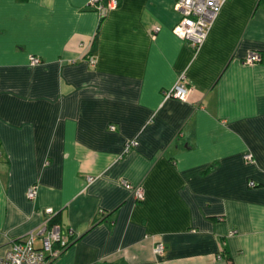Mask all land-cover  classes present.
Segmentation results:
<instances>
[{
	"label": "crops",
	"instance_id": "1",
	"mask_svg": "<svg viewBox=\"0 0 264 264\" xmlns=\"http://www.w3.org/2000/svg\"><path fill=\"white\" fill-rule=\"evenodd\" d=\"M90 1L0 0V258L58 214L48 264H264V1L228 0L199 50L176 0Z\"/></svg>",
	"mask_w": 264,
	"mask_h": 264
},
{
	"label": "built area",
	"instance_id": "2",
	"mask_svg": "<svg viewBox=\"0 0 264 264\" xmlns=\"http://www.w3.org/2000/svg\"><path fill=\"white\" fill-rule=\"evenodd\" d=\"M228 0H176L175 8L180 14L179 22L173 27V32L190 43L195 49L199 50L206 40L209 31L217 19L221 8ZM90 6L93 7L101 19H104L109 11L119 6V0H91ZM160 27H156L155 31H159ZM261 61V55L251 53L247 59V63ZM42 62L38 56L30 57V64L37 65ZM87 62L91 67H96L97 60L93 55L87 56ZM194 92L193 86L188 81L186 73L179 75L176 83L172 88L164 92L165 99L177 98L180 100H188ZM112 129L115 127L112 126ZM136 144L132 141L127 145L129 147ZM1 156V152H0ZM244 159L247 163L254 162V155L246 153ZM95 179L93 176L88 177V181L92 182ZM127 189L132 191L134 198L137 201H142L145 198L143 188L138 185H133L129 182H124ZM250 186H255V182L251 181ZM37 196V187H31L28 191V197L34 199ZM47 216L55 215V210L52 207H47L42 211ZM44 249H38L35 246L37 234L31 233L24 239L12 241L8 252L0 258V264H48L55 260L69 244L70 240L63 235L61 227L58 223L51 224L46 221L40 230L39 234L45 233ZM164 244L158 243L155 252L161 253L164 251Z\"/></svg>",
	"mask_w": 264,
	"mask_h": 264
},
{
	"label": "trees",
	"instance_id": "3",
	"mask_svg": "<svg viewBox=\"0 0 264 264\" xmlns=\"http://www.w3.org/2000/svg\"><path fill=\"white\" fill-rule=\"evenodd\" d=\"M264 1V0H263ZM58 223V214L54 217V219L51 221V224H55ZM71 244V242H69V244L67 245V247Z\"/></svg>",
	"mask_w": 264,
	"mask_h": 264
}]
</instances>
